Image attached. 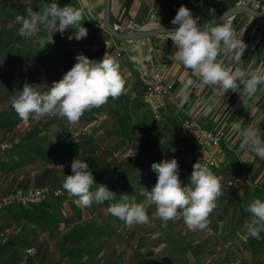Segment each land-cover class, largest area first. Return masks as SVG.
Wrapping results in <instances>:
<instances>
[{
  "label": "rangeland",
  "instance_id": "obj_1",
  "mask_svg": "<svg viewBox=\"0 0 264 264\" xmlns=\"http://www.w3.org/2000/svg\"><path fill=\"white\" fill-rule=\"evenodd\" d=\"M43 4L42 0H0V115H10L3 119L14 123L9 130L0 120V141L12 144L10 150L0 154V197L14 188L45 185L59 188L62 195L50 198L49 204L62 221L56 229H43L21 219L13 220L2 212L0 264H243L239 250L246 239L243 234L237 235L234 228L239 212L250 213L246 206L231 209L233 203H229L224 190L205 230H189L182 218L169 221L165 227L153 216L155 206L143 195L157 181L151 165L173 158L179 162L182 140L176 130L178 122L147 105L135 73L133 84L124 89L129 98L132 139L120 134L112 111L114 104L109 101L86 111L76 124L59 117L25 122L14 112L9 98L23 87H18L13 78L34 73L37 81L30 84L43 92L47 90L43 85L50 87L67 72L62 65L40 63L27 55L26 63L17 58L16 48L32 50V47L29 39L18 35L15 17L24 14L27 7L39 11ZM57 33L61 37L71 36L69 29L63 35ZM83 49L89 54L95 52L93 47ZM56 143L68 146L51 152V161L35 156L30 150V147L50 149ZM77 158L85 160L95 172L114 171L123 178L122 186L108 179L111 184L108 189L116 196L107 202L111 205L119 202L121 195H128L129 200L134 198L137 203L145 204L149 223L129 228L103 204L93 202L90 207H82L76 197H70L62 184L66 175L72 174L71 162ZM179 178L182 186L189 183V176H183L180 171ZM229 212L231 215L225 220ZM86 225L94 229L88 231L84 240L75 244L65 240L72 229ZM224 227L231 229L226 235ZM69 247L86 248V251H79L80 257L75 258L67 253ZM27 248H32L33 253L27 255ZM261 261L264 259L258 254L249 264H261Z\"/></svg>",
  "mask_w": 264,
  "mask_h": 264
},
{
  "label": "clouds",
  "instance_id": "obj_2",
  "mask_svg": "<svg viewBox=\"0 0 264 264\" xmlns=\"http://www.w3.org/2000/svg\"><path fill=\"white\" fill-rule=\"evenodd\" d=\"M209 12L210 19L200 26V17H193L191 10L181 5L171 21L178 28L169 31L162 25L160 27L177 49L176 60L186 70H192L196 77L182 82L179 95L187 101L191 89L208 86L216 95L223 96L229 91L239 92L243 85V94L254 99L258 91L264 92V87H260L264 85V65L255 69L251 65L247 69H233L230 65L233 62L240 64L247 45L228 18L217 22L216 10L210 9ZM81 19L80 9L70 5L59 7L53 2L39 11L27 7L24 14L15 17V23L19 25L18 35L24 39L30 40L41 31L46 32L47 38L39 40L42 49L48 43H54V33L63 35L69 28L74 30L69 40L85 39L88 30L80 26ZM76 61L59 81H53L50 87L43 85L46 91L41 92L35 85L25 83L22 90L13 94L9 103L18 117L25 122L59 117L76 124L86 111L99 108L109 98L117 99L123 94L125 80L115 57L105 54L102 60L96 61L80 53ZM231 129L242 137V147L247 146L264 159V140L259 129H242L240 122H233ZM71 171L62 187L70 197L77 198L80 206L90 207L93 202L101 204L116 196L104 185L91 190L97 183L85 160L74 159ZM151 171L156 173L157 181L151 191L143 195L148 203L155 206L153 216L159 218L165 227L169 221L182 218L189 230L207 229L209 216L217 206V199L223 195L221 178L206 165L196 162L189 183L182 186L175 158L152 163ZM246 211L251 214L250 222L245 225L246 238L260 239V233L264 232V201L255 199ZM108 212L129 228L149 223L145 204L137 203L134 198L129 200L128 195H121L119 202L108 207Z\"/></svg>",
  "mask_w": 264,
  "mask_h": 264
},
{
  "label": "crops",
  "instance_id": "obj_3",
  "mask_svg": "<svg viewBox=\"0 0 264 264\" xmlns=\"http://www.w3.org/2000/svg\"><path fill=\"white\" fill-rule=\"evenodd\" d=\"M62 1L68 4V0H61L60 3H63ZM174 1L110 0V23L121 34L129 33L131 25L138 26L140 27L138 31L145 32L157 30L161 25L166 28L171 27L173 25L164 14L178 3L177 1L174 4ZM234 1L236 5L247 6L264 17V0ZM105 2L106 0H74L75 7L82 11L85 20L96 30L97 42L92 46L95 50L93 53L95 59L103 58L105 54L116 58L125 80V90L133 84L134 73L138 79V69L162 72L165 80L172 85V89L171 94L164 99L163 107L157 112L158 114L178 122V125L185 118L190 117L206 129L224 133L225 152L220 157L219 167L211 171L216 176L223 173L226 180L233 182L230 187L222 184V190L227 193L229 203H233L231 209L248 207L255 199L264 201V159L256 156L247 146L242 147V137L231 129L233 122H240L242 129L249 127L259 129L261 139L264 140V92L258 91L254 99H249L243 94V85H241L238 90L240 93L229 91L223 96H218L211 87L205 86L191 89L187 101L182 100L179 95L182 82L196 77L192 70H186L176 60L177 49L173 41L167 35H157L137 41L116 40L104 28ZM180 6L181 4L178 5V9ZM228 20L247 45L240 64L233 62L230 66L233 69L236 67L247 69L251 65L255 69L264 65V30L251 17L241 12L235 13ZM178 136L182 140L179 150L183 156L181 147L185 139ZM192 170L187 175L180 173L190 177ZM230 215L231 212L227 213L225 220ZM249 215L239 212L234 228L237 235L243 234L246 239L241 243L239 250L244 259L243 264H249L251 258L258 254H261V260L264 259V232L260 233V239L246 238L245 225L251 220ZM230 231L231 229L227 230L224 227L225 235ZM261 264H264V261H261Z\"/></svg>",
  "mask_w": 264,
  "mask_h": 264
},
{
  "label": "trees",
  "instance_id": "obj_4",
  "mask_svg": "<svg viewBox=\"0 0 264 264\" xmlns=\"http://www.w3.org/2000/svg\"><path fill=\"white\" fill-rule=\"evenodd\" d=\"M44 5H50L53 2H56L59 7L72 6L74 8V0H68V4L60 3L55 0H42ZM178 0H175L173 3L176 4ZM181 5L186 6L191 10L193 17H200V25H203L210 19V9L216 10L217 18L220 17L223 13H225L230 8L236 6V2L234 0H184ZM169 11V12H168ZM165 12L166 18L169 22L176 15V11L169 10ZM80 26L85 27L88 30V35L85 39H81L79 41L72 39L69 40L68 37H61L58 33L53 34L54 43H48L44 48L41 49V44L39 40L41 37L47 38L48 34L44 31L30 39V45L32 50L26 49L23 47L16 48L17 58L19 61L26 63L27 59L25 56H30L33 61H39L40 63H48L51 66H60L62 65L66 71H69L71 67L77 62L76 56L80 53H83L91 60L100 61L103 58L95 59L93 54H89L83 49V47H92L97 42V34L96 30L85 20L82 15V19L80 21ZM71 35H73V29L69 28ZM76 43L78 44L77 46ZM16 81V85L18 87H23L25 83H32L37 81L34 73H30L28 76H17L13 78ZM109 102L114 104L113 115L116 118V123L119 127L120 134L126 139H132V129L130 127L131 115L128 111L127 97L122 94L117 99L109 98ZM10 115H0L1 123L8 125L9 130L14 127L13 122H8L3 118H9ZM3 119V120H2ZM73 145V144H69ZM75 145V143H74ZM79 145V144H76ZM67 144L56 143L50 149L40 148V147H30V150L42 159L46 161H51L49 154L56 150H61L67 147ZM93 167V164H91ZM94 176L95 182L92 186V191L98 189L100 185H104L107 188L110 187V182L108 179H112L116 181L119 186L123 185V178L119 177L114 171H99L95 172L93 168L90 169ZM50 199V198H49ZM49 199L42 201L37 204H33L27 207H23L20 205H12L6 208L4 211L8 214V216L13 220H24L25 222L35 225L39 228L43 229H56L61 223L60 214L56 212L49 204ZM106 209L110 206L107 201L101 203ZM94 229V226L86 225L82 228H74L72 229L66 236L65 240L75 244L78 241L84 240L88 231ZM86 248H71L67 249V253L69 255L74 256L75 258L80 257L79 251H86Z\"/></svg>",
  "mask_w": 264,
  "mask_h": 264
},
{
  "label": "built area",
  "instance_id": "obj_5",
  "mask_svg": "<svg viewBox=\"0 0 264 264\" xmlns=\"http://www.w3.org/2000/svg\"><path fill=\"white\" fill-rule=\"evenodd\" d=\"M183 1L178 0L172 10L177 11L178 5ZM130 29V32H136L140 27L131 25ZM138 80L144 90L145 102L152 110L158 112L163 107L164 99L171 94L172 85L165 80V75L162 72L153 69H138ZM177 133L185 139L181 147L183 156L178 162L179 171L183 175H187L196 162L206 165L210 170L219 167L220 157L225 152L223 132L206 129L193 118L187 117L177 126ZM11 147L10 142L0 141V154L7 152ZM217 177L221 178V184H224L225 187L233 185L231 180L225 179L223 173H219ZM62 192L61 189L50 185L28 189L14 188L8 194L0 197V213L12 205L27 207L49 198H58ZM25 253L32 254L33 249L27 248Z\"/></svg>",
  "mask_w": 264,
  "mask_h": 264
},
{
  "label": "water",
  "instance_id": "obj_6",
  "mask_svg": "<svg viewBox=\"0 0 264 264\" xmlns=\"http://www.w3.org/2000/svg\"><path fill=\"white\" fill-rule=\"evenodd\" d=\"M244 13L246 15H248L249 17H251L256 24L262 28L264 30V17L257 11L244 6V5H236L232 8H230L229 10H227L225 13L226 15H224V13L218 17L217 22H222L223 19L229 18L232 15H234L235 13ZM177 14V13H176ZM203 26V25H200ZM104 28L105 30L116 40L119 41H137L140 39H144V38H148V37H153V36H157V35H164L165 33L162 32V30L159 28L157 30H152V31H136V32H129L126 34H121L118 33L111 25L110 23V0H106L105 2V15H104ZM164 29H167L169 31L175 30V28H178V25H173L171 27H163ZM246 52L243 53L242 57H244V54Z\"/></svg>",
  "mask_w": 264,
  "mask_h": 264
}]
</instances>
